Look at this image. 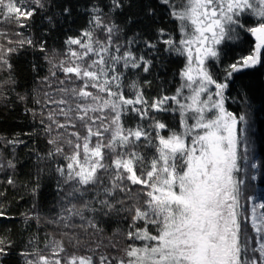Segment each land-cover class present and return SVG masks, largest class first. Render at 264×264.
Here are the masks:
<instances>
[{
	"label": "snow or ice",
	"instance_id": "6c2138e0",
	"mask_svg": "<svg viewBox=\"0 0 264 264\" xmlns=\"http://www.w3.org/2000/svg\"><path fill=\"white\" fill-rule=\"evenodd\" d=\"M126 4L93 0L88 27L67 36L58 63L49 59L46 41H18L20 49L44 52L52 69L63 73L59 99L48 100L56 108L24 133L44 135L48 151H30L38 163L56 164L59 199L49 222L70 227L78 217L87 221L86 230L102 234L97 216L123 213L129 221L119 258L99 254L102 241L85 248L65 232L45 245L50 255L26 264H264V192L241 204V186L256 181L257 173L264 180V164L252 161L250 112L226 106L237 79L264 68V0H144L140 16L148 23L131 35L125 29L137 18L128 16L123 26L116 21ZM52 7V0H0V16L26 28L44 13L55 27ZM71 14L70 7L61 10L64 17ZM249 37L254 41L246 54H233ZM16 52L0 47V72H7L0 81L3 102H10L4 85L16 83L10 62ZM173 56L183 65L178 86L171 95L162 86L149 100L147 76L160 79ZM241 99L247 101L246 92ZM164 114L177 123L169 124ZM20 145L28 147L19 134L0 136V171H15ZM6 182L15 185L11 175ZM6 216L0 204V217ZM31 218L39 222V213ZM12 244L0 236V258Z\"/></svg>",
	"mask_w": 264,
	"mask_h": 264
},
{
	"label": "trees",
	"instance_id": "16d2710c",
	"mask_svg": "<svg viewBox=\"0 0 264 264\" xmlns=\"http://www.w3.org/2000/svg\"><path fill=\"white\" fill-rule=\"evenodd\" d=\"M92 2L93 0H52L51 14L56 17L55 27H50L48 21L43 18L44 13L36 15L34 21L29 22L30 27L26 28H20L15 22L0 16V47L17 49L10 61L13 64V76L16 83L4 85V89H9L7 95L10 102L0 101V136L12 138L19 134V137L28 143V147L20 145L15 150V171H0V193H2L0 204H3L7 210V216L0 217V236L10 238L13 242L8 255L0 258V264H26L29 259L38 261L39 256L50 255V250L45 245L50 244L53 238L60 239L65 232L78 236L85 248H96V244L102 241L98 249L99 254L117 258L122 254L120 249L124 246V233L129 223L124 219L123 213L97 216L99 227L103 229L102 234H93V230H86L87 221H82L78 217L69 222L70 227H65L62 222L55 224L49 222L56 218V206L59 199L57 176L54 171L56 164L51 161L38 163L35 153L30 151V149H36L40 153L48 151L49 145L44 135L31 138L24 135L34 128H39V121L47 114V111L56 108V105L48 103V100L49 97L59 99L60 94L56 92L57 77L63 79V73L52 69V63H58L64 58L66 50L64 41L67 36H77L81 29L88 27L89 13L86 9ZM102 3H107V0H102ZM143 3L144 0H128L123 13L116 16L117 23L122 26L126 24L128 16L137 18L136 23L126 27L125 31L128 35L144 28L148 23L140 16ZM64 7L72 9L71 16L61 15ZM161 23L171 27L167 19ZM25 38L46 41L45 48L52 63L45 58L44 52L33 51L27 46L20 49L18 41ZM253 41L254 38L249 37L243 43L242 51L233 54H246ZM33 65L36 66L35 71H33ZM182 66V62L173 56L167 65L168 70L160 73V79H157L155 74L147 76V79L152 81L150 87L145 86L149 100L159 94L162 86L167 94L174 93L179 84L176 73ZM50 69L57 71V76H51ZM6 76L7 72H0V81ZM44 77H48V81H45ZM11 88H14V91H11ZM243 92L247 93V101L241 99ZM45 93L49 96H45ZM230 94L233 99L226 104L230 110L234 112L248 110L251 114L255 138L252 139L253 154L257 153L261 164H264V68L250 70L238 78ZM19 96H24L25 99L21 100ZM246 104L251 107L246 109ZM26 109L32 111L26 112ZM164 118L169 124L177 123L172 114H164ZM129 123L134 125L136 121L129 118ZM41 168L43 171L40 172L38 196L34 197L32 188L35 186L36 176ZM261 171L264 172V169ZM10 175L15 180V185L7 184L6 180ZM259 186L264 192V180L259 179ZM35 213H39V222L35 218L29 219ZM113 244L116 245L115 248L112 247ZM68 251L71 253L75 249L68 246Z\"/></svg>",
	"mask_w": 264,
	"mask_h": 264
},
{
	"label": "rangeland",
	"instance_id": "374dc122",
	"mask_svg": "<svg viewBox=\"0 0 264 264\" xmlns=\"http://www.w3.org/2000/svg\"><path fill=\"white\" fill-rule=\"evenodd\" d=\"M251 120H252V133H253V119H252V117H251ZM252 139H255L254 135L252 136ZM252 147H253V151H254V146L252 145ZM252 161L256 162L257 164H261L259 155L257 153L253 154V152H252ZM260 171H261V169H260ZM241 174H243V169H242ZM258 174L259 173H257V175ZM261 192H263V188L261 186H259V178L256 181H252L250 183H247V186L242 185L241 186V204L245 205L247 196L255 195L256 197H258Z\"/></svg>",
	"mask_w": 264,
	"mask_h": 264
}]
</instances>
